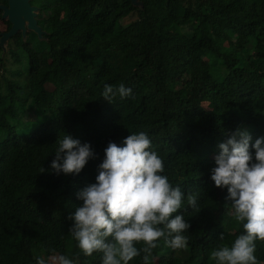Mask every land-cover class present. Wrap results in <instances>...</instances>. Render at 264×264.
Wrapping results in <instances>:
<instances>
[{"label":"trees","instance_id":"16d2710c","mask_svg":"<svg viewBox=\"0 0 264 264\" xmlns=\"http://www.w3.org/2000/svg\"><path fill=\"white\" fill-rule=\"evenodd\" d=\"M140 1L0 47V264H264V0Z\"/></svg>","mask_w":264,"mask_h":264},{"label":"water","instance_id":"95a60500","mask_svg":"<svg viewBox=\"0 0 264 264\" xmlns=\"http://www.w3.org/2000/svg\"><path fill=\"white\" fill-rule=\"evenodd\" d=\"M131 1L134 6L142 5L140 0ZM0 8L3 10L2 17L11 23L9 30L0 33V47L5 49L9 39L20 32L23 37L28 30L36 32L40 37L44 34L37 21L38 8L32 4V0H8V4Z\"/></svg>","mask_w":264,"mask_h":264},{"label":"rangeland","instance_id":"374dc122","mask_svg":"<svg viewBox=\"0 0 264 264\" xmlns=\"http://www.w3.org/2000/svg\"><path fill=\"white\" fill-rule=\"evenodd\" d=\"M4 19H6V18H4ZM129 19H132V17H129ZM6 21L7 20H3V19H1V17H0V28H1V30H5V25H6ZM6 48H7V45H6ZM204 107L205 108H207V104L205 103L204 104ZM116 256L118 257L119 256V252H118V250H117V252H116ZM58 256L56 255V254H52V256L50 257V261H49V264H58ZM177 264H180V262H178Z\"/></svg>","mask_w":264,"mask_h":264},{"label":"clouds","instance_id":"9594fccd","mask_svg":"<svg viewBox=\"0 0 264 264\" xmlns=\"http://www.w3.org/2000/svg\"><path fill=\"white\" fill-rule=\"evenodd\" d=\"M254 52V51H253ZM207 104V108L206 109H211L212 107L210 106V103L209 102H206V101H203V103H202V105L204 106V104ZM243 128V126L240 128V130ZM232 142H240L239 140H232V141H230V143H232ZM228 155V154H227ZM49 259H47V264H49Z\"/></svg>","mask_w":264,"mask_h":264},{"label":"flooded vegetation","instance_id":"af4514ba","mask_svg":"<svg viewBox=\"0 0 264 264\" xmlns=\"http://www.w3.org/2000/svg\"><path fill=\"white\" fill-rule=\"evenodd\" d=\"M8 4V0H0V6H5V5H7ZM2 14H3V10L0 8V17H1V19H3V20H7V19H4L3 17H2Z\"/></svg>","mask_w":264,"mask_h":264}]
</instances>
